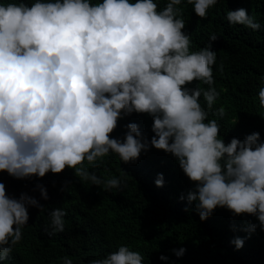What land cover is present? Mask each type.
I'll return each instance as SVG.
<instances>
[{
    "label": "clouds",
    "instance_id": "9594fccd",
    "mask_svg": "<svg viewBox=\"0 0 264 264\" xmlns=\"http://www.w3.org/2000/svg\"><path fill=\"white\" fill-rule=\"evenodd\" d=\"M219 2L187 0L201 20ZM181 4L168 0L158 10L154 0L0 3V172H5L0 182V260H8L22 241L28 207L43 211L42 198L49 199L42 184L34 189L41 194L35 199L24 193L27 187L12 188L11 183L71 168L81 182L119 190L121 178H104L86 164L99 168L110 154L134 163L151 147L174 156L193 182L186 199L195 204L201 221L220 207L234 216L257 217L259 225L245 229L248 238L257 227L264 230V141L253 132L226 143L217 119H208L220 97L212 43L219 37L210 34L207 46L191 51ZM226 19L253 31L261 28L245 8L228 10ZM218 70L223 73V64ZM194 82L207 87L190 88ZM258 100L264 109V86ZM133 113L152 117L155 135L150 141L139 123L127 121L121 124L124 138L112 137L119 121ZM215 114L223 118L226 110L220 106ZM164 182L158 174L156 186ZM66 215L62 208L49 212V236L65 231ZM231 243L240 250L245 239ZM186 251L172 249L178 258ZM61 259L73 264L67 256ZM159 259L169 261L165 255ZM88 264H144V257L121 244Z\"/></svg>",
    "mask_w": 264,
    "mask_h": 264
},
{
    "label": "trees",
    "instance_id": "16d2710c",
    "mask_svg": "<svg viewBox=\"0 0 264 264\" xmlns=\"http://www.w3.org/2000/svg\"><path fill=\"white\" fill-rule=\"evenodd\" d=\"M7 2L10 0H0ZM25 2L31 4L34 0ZM154 2L158 3V10H163L168 0ZM179 7L183 9L184 31L191 37V51L207 46L210 34L219 37L212 43L217 53L215 87L220 97L208 119H217L226 143L233 137L244 140L253 132H259L264 141V109L258 100L259 88L264 86V0H220L204 20L196 16L187 0H182ZM239 8L247 9L255 17L261 24L260 30L229 24L227 11ZM221 64L223 73L218 70ZM197 85L207 87L198 82L189 87ZM201 104L207 108L203 97ZM220 106L226 110L223 118L215 114ZM124 121L139 123L149 141L155 135L151 130L152 117L133 113L119 121V127L111 134L113 138H124L125 134H121ZM86 167L104 178H121V189L109 192L90 182H81L71 168L61 174L49 172L43 178L34 176L27 182L17 179L10 184L12 188L27 187L24 193L35 199L41 194L34 189L42 184L49 199L42 198L43 211L28 207L29 221L23 229V239L13 248L9 259L0 260V264H63L61 258L65 256L73 264H88L104 258L121 244L139 251L144 264H264V230L257 227L250 238L245 230L250 224L259 225L257 217L234 216L226 208L217 207L210 218L201 221L195 204L186 199L195 185L171 154L151 147L134 163L125 164L116 154H110L103 158L99 168L87 164ZM4 173L0 172V182ZM160 173L164 176L163 187L155 184ZM65 182H69L68 186L61 191ZM182 195L184 200L180 199ZM57 208L67 213L65 231L49 236V212ZM237 237L245 239L240 250L231 243ZM174 248L187 251L178 258L172 252ZM161 255L168 256L169 261L160 260Z\"/></svg>",
    "mask_w": 264,
    "mask_h": 264
},
{
    "label": "bare ground",
    "instance_id": "6f19581e",
    "mask_svg": "<svg viewBox=\"0 0 264 264\" xmlns=\"http://www.w3.org/2000/svg\"><path fill=\"white\" fill-rule=\"evenodd\" d=\"M13 257V256H12Z\"/></svg>",
    "mask_w": 264,
    "mask_h": 264
}]
</instances>
